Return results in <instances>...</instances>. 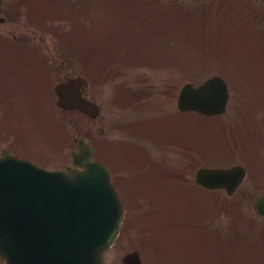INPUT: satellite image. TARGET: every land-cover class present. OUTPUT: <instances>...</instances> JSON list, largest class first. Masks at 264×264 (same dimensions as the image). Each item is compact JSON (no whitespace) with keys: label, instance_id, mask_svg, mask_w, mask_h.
Returning <instances> with one entry per match:
<instances>
[{"label":"rangeland","instance_id":"rangeland-1","mask_svg":"<svg viewBox=\"0 0 264 264\" xmlns=\"http://www.w3.org/2000/svg\"><path fill=\"white\" fill-rule=\"evenodd\" d=\"M84 1L76 2L80 10L72 18L67 17L69 23L61 22L65 30L63 34H58L52 27L54 23L45 25L48 33L44 32L46 39L43 45L60 47V58L65 57L68 61L66 70L94 78L93 97L104 110L96 120L74 109L54 111L57 128L52 125L46 129L48 140L43 133H32L26 128L27 132L19 137L21 145L15 146L19 149L17 153L34 159L41 166L61 168L70 159L69 152L76 139L87 134L95 139L103 152L106 146L118 142L137 141L146 149V157L152 159L151 162H160L151 166L142 160L143 172L135 176L134 182L125 180L122 183L120 190L127 207V219L116 243L106 253L107 264H122V256L134 249L142 251L145 264H264V216L258 215L255 209V199L264 190V62L261 63L264 53L259 48L262 44L256 43L258 38L253 42L257 47L248 45L247 25L243 21L246 15L244 6L236 0H227L225 4L217 0H123L118 3L119 0H87V9H84ZM138 1L144 4L147 14L140 17L124 15L122 21L133 19L137 26V19H142L146 21H141V24L145 23L153 30H163V35L160 30L156 34V38H162L161 44L143 41L154 36L153 32L147 35L141 28L133 33L122 30L116 17L120 16L122 9L127 10L126 5L134 6ZM177 2L188 11L203 9L202 18L189 20ZM227 5L231 13H228ZM239 5L242 11L238 15ZM105 8L110 12L106 13ZM133 12L131 8V14ZM62 14L65 17L67 12ZM233 14L238 15L242 22ZM114 18L118 34L133 41L122 45L116 40L115 43H107L105 48L100 47V43L115 32L112 26ZM226 20L228 23L218 28ZM33 28L25 18L16 23L7 19L0 22V38L15 44L22 37H28V33L34 40L30 32ZM38 34H35L37 41L42 45L41 31ZM88 40L93 41L92 46L88 45ZM3 47L14 51V46ZM133 47L139 55L128 54L130 57L126 58L121 51L123 48L132 50ZM164 48L165 51H174L179 61L159 66ZM169 54H164L166 60ZM121 55L126 62L121 61ZM0 60L6 61L5 53H0ZM29 60L24 56L19 64ZM148 60H155L154 66L148 64ZM218 73L231 86L226 113L209 118L193 112L180 113L176 103L183 83H199ZM62 74L60 71V77ZM0 86L1 150L16 139V130L10 129L9 123L20 129L19 126L25 122L23 113L28 114V111L21 110L20 103L8 100L10 97L6 93L13 91L12 86ZM125 88L142 92L140 100L137 101L136 92ZM117 92L134 100L139 109L134 104L135 107H131V101L128 106L118 105ZM42 97L50 96L42 94ZM37 100H29L28 104ZM47 104L48 101L41 100L31 105L32 111L47 113L39 118L36 116L33 130L40 131L41 124L49 122L51 116L45 109ZM13 106V118L8 120L9 107ZM139 118L144 119L145 126H151L146 131L152 133L154 142L147 137H134L130 131L120 127ZM171 130L179 138L186 137L183 146L165 143L170 142V135L163 134ZM141 147L139 149L143 151ZM109 151L102 155L110 162L118 164V159L120 162L124 160L122 153L108 154ZM236 163L247 167L248 176L231 196L225 191H207L194 181L196 169L201 165ZM166 172L173 174L167 178ZM126 182L131 184L130 188ZM156 191L160 193H153Z\"/></svg>","mask_w":264,"mask_h":264},{"label":"water","instance_id":"water-1","mask_svg":"<svg viewBox=\"0 0 264 264\" xmlns=\"http://www.w3.org/2000/svg\"><path fill=\"white\" fill-rule=\"evenodd\" d=\"M73 85L57 86L59 104L78 107L92 116L97 107L75 94ZM229 98L226 82L213 76L195 86H183L178 106L207 115L223 113ZM0 158V259L7 264H103V252L115 241L124 210L110 183L108 170L93 159L90 143L80 139L73 165L46 171L4 151ZM246 176L243 166L201 167L196 182L225 188L232 194ZM256 207L264 214V193ZM126 264H142L138 252L124 256Z\"/></svg>","mask_w":264,"mask_h":264},{"label":"flooded vegetation","instance_id":"flooded-vegetation-1","mask_svg":"<svg viewBox=\"0 0 264 264\" xmlns=\"http://www.w3.org/2000/svg\"><path fill=\"white\" fill-rule=\"evenodd\" d=\"M261 3V29H262V38L264 46V0H259ZM15 12V8L7 4L4 0L0 6V16L11 18L12 13ZM50 47L35 46L28 48L31 52H24L25 56H28L33 61L24 62L22 65L18 63H13L5 61L0 63V84L4 86H12V90L6 93L9 96H16L15 91L17 88L22 87L25 90H28L30 85H39L40 81L47 87L50 95L53 96V83L58 82L59 76V54H43V49H48ZM16 49V48H14ZM9 50V54L12 50L5 47H0V51ZM55 59V60H54ZM8 62V63H7ZM62 65L64 62L61 63ZM6 86V87H7ZM11 88V87H8ZM0 264H4L3 262Z\"/></svg>","mask_w":264,"mask_h":264}]
</instances>
